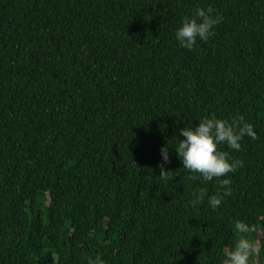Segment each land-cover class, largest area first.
I'll use <instances>...</instances> for the list:
<instances>
[{"label":"trees","instance_id":"1","mask_svg":"<svg viewBox=\"0 0 264 264\" xmlns=\"http://www.w3.org/2000/svg\"><path fill=\"white\" fill-rule=\"evenodd\" d=\"M212 114L256 132L216 210L172 150ZM237 221L264 243V0H0V264H222Z\"/></svg>","mask_w":264,"mask_h":264},{"label":"clouds","instance_id":"2","mask_svg":"<svg viewBox=\"0 0 264 264\" xmlns=\"http://www.w3.org/2000/svg\"><path fill=\"white\" fill-rule=\"evenodd\" d=\"M213 11L211 7L197 8L191 16L183 19L182 26L175 33V40L180 47L192 50L198 40L206 42L214 35V29L222 22V17L214 16ZM179 136L183 139L176 138L177 143L172 150L183 168L189 172V178L193 181L200 179L205 183L219 180V191L216 194L209 196L204 188L196 194V202H203L207 197L208 206L216 210L224 203L225 197L232 195L231 179L225 177L243 166L242 161L230 162L228 156L218 150V146L223 144L230 150L240 151L241 141L245 137L255 139L256 132L243 116L229 122L212 114L198 120V126L180 129ZM170 151L168 143L160 149L159 168L162 178L171 173L165 170V166L171 162ZM235 230L240 234L239 239L234 248L227 252L222 264H252L264 252V243L249 239L248 234L260 229L244 221H237ZM90 264H102V261L97 257Z\"/></svg>","mask_w":264,"mask_h":264},{"label":"rangeland","instance_id":"3","mask_svg":"<svg viewBox=\"0 0 264 264\" xmlns=\"http://www.w3.org/2000/svg\"><path fill=\"white\" fill-rule=\"evenodd\" d=\"M257 261H256V258L252 261V264H257L256 263Z\"/></svg>","mask_w":264,"mask_h":264}]
</instances>
